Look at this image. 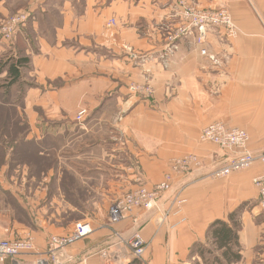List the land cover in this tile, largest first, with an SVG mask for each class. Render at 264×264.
<instances>
[{"label": "crops", "instance_id": "0c3cea01", "mask_svg": "<svg viewBox=\"0 0 264 264\" xmlns=\"http://www.w3.org/2000/svg\"><path fill=\"white\" fill-rule=\"evenodd\" d=\"M182 2L227 8L238 36L209 30L202 43L197 32L171 42L168 32L180 23ZM16 15L26 18L12 41L0 36V62L28 58L17 83L27 87L22 103L0 101L22 117L0 123L24 126L18 146L33 158L44 156L46 139L64 136L65 150L79 148L66 151L64 164L42 169L9 165V148L0 144V238L31 233L43 249L51 235L88 220L94 233L65 250L72 257L66 264H108L105 250L123 264H208L193 246L206 243L213 221L237 211L242 258L231 264H264V214L253 184L264 163L214 179L210 172L226 157L199 139L204 126L224 121L247 130L251 148L264 149V0H0V24ZM7 77L0 64V80ZM143 81L154 87L149 99L130 88ZM82 108L91 115L77 123ZM5 131L0 143L8 140ZM51 150L57 157V146L49 145L48 157ZM189 153L203 160L201 171L176 177L158 209L137 208L110 224V202L158 183L173 159ZM93 179L97 184L90 187ZM76 183L98 199L59 195L76 190ZM176 195L186 200L184 207L164 219ZM90 204L98 209L81 210ZM75 212L83 218L74 219ZM136 231L147 248L134 261L127 240ZM36 258L2 264H36Z\"/></svg>", "mask_w": 264, "mask_h": 264}, {"label": "built area", "instance_id": "2783aa9c", "mask_svg": "<svg viewBox=\"0 0 264 264\" xmlns=\"http://www.w3.org/2000/svg\"><path fill=\"white\" fill-rule=\"evenodd\" d=\"M181 17L179 27L175 29L174 34L176 36L186 34L196 27L205 28L207 25L228 29L232 36L238 34V29H236L230 14L226 10L200 11L189 4H183ZM25 18L24 15H16L10 18L6 23L0 25V35L5 39H12L17 34L18 27ZM108 24L109 26L115 25V19H111ZM174 34H171L169 38L175 40L176 38H173ZM132 90L137 93H145L147 96L153 93V89L144 83L134 84ZM87 115V109L82 108L78 112L77 121L83 122ZM200 141L201 143H212L223 151L231 153L221 167L210 172V176L214 178L228 177L234 172L253 167L257 162L264 163V151L254 152L250 149L248 132L238 127L228 126L222 121H215L204 126L200 132ZM203 164V160L194 153L179 157L160 182L151 187L141 185L116 199L111 204L108 212L110 224L113 226L120 223L137 208L146 211L158 209L165 193L172 188L175 176L199 172L203 168ZM253 183L258 191L261 212L264 213V173L256 176ZM185 202L186 200L180 195L175 196L170 206L171 209L166 212L164 219L173 212L175 214L179 213ZM93 232L94 226L90 221H79L75 223L71 232L50 236L47 241V250L39 253L36 252L34 238L31 236L0 239V263H5L7 259H13L21 255L37 253L36 264H66L72 257L65 255V250L85 240ZM127 243L133 256L136 259H142L147 248V242L142 235L138 231L134 232ZM101 256L108 264H123L110 260L106 250L101 252Z\"/></svg>", "mask_w": 264, "mask_h": 264}, {"label": "rangeland", "instance_id": "374dc122", "mask_svg": "<svg viewBox=\"0 0 264 264\" xmlns=\"http://www.w3.org/2000/svg\"><path fill=\"white\" fill-rule=\"evenodd\" d=\"M183 4H188V3H184V2H182L181 3V8H183ZM189 5H191V6H193L195 9H197V10H203V11H210V10H220V11H222V10H226L229 14H230V16H231V19H232V21H233V23H234V25L236 26V29H238V27H237V25H236V23H235V21H234V19H233V17H232V15H231V13H230V11L227 9V8H225V7H218V8H212V7H203V6H197V5H194V4H192V3H190ZM10 18H12V17H10ZM9 18V19H10ZM9 19H7L6 21H4L3 23H1L0 25H2V24H4V23H6ZM181 20H182V17H181V10H180V23H181ZM180 23L174 28V29H172V30H170L169 32H168V38H169V36L171 35V34H174L175 33V29H177L178 27H179V25H180ZM18 30H19V27H18ZM17 30V31H18ZM209 30H213L214 32H216V33H218V34H220L222 37H226V38H229V39H233V38H236L237 36H238V34H236V35H234V36H232V35H230L231 33H230V31L228 30V29H225V28H223V27H216V26H213V25H207V26H205V28H198V27H196V28H193V29H191V31L190 32H187L186 34H182V35H180V36H176L175 34V36H173V38H176L175 40H172V39H170V41L171 42H176V41H178L179 39H181V38H183V37H185V36H187V35H189V34H191V33H193V32H197L198 34H199V42H201L202 43V41H205V37H206V34L208 33V31ZM238 33H239V29H238ZM1 36V35H0ZM2 38H3V36H1ZM15 37V36H14ZM14 37L12 38V39H10V40H8V39H5V38H3V39H5V40H7V41H12L13 39H14ZM201 53L203 54V55H207V49H202V51H201ZM8 56V55H7ZM6 56V57H7ZM1 83H3L2 85H1ZM136 83H144L145 85H147V86H150L152 89H153V93L150 95V96H147V94H145V93H142V92H139V93H137V92H134L133 90V93L134 94H137V95H139V96H141V97H144V98H147V99H149V98H151V97H153V94H154V92H155V90H154V87L150 84V82L149 81H143V82H133L132 83V85H131V89H132V86L134 85V84H136ZM26 87H27V85L25 86V87H23V83H20L19 85H17V84H15V85H13L11 88H8L7 87V85H5V81H4V79L3 80H0V101H2V100H6V103H9V104H12L13 102H14V105H16V103H22V98H23V95H24V89H26ZM86 109V108H85ZM81 110V109H80ZM79 109L76 111V114H75V116H74V119H75V121L77 122V123H82V122H78L77 121V116H78V112L80 111ZM87 111H88V115H87V117L88 116H90L91 114H90V111L87 109ZM17 116H19V117H22V115H20V114H18V113H16V108H11L10 106H8V105H0V118H16ZM24 117V116H23ZM87 117L84 119V120H86L87 119ZM84 122V121H83ZM215 122V121H214ZM222 122H224V121H222ZM224 123H226V122H224ZM210 124V123H209ZM228 126H232V127H238V126H233V125H230V124H228V123H226ZM208 125V124H207ZM238 128H241V127H238ZM24 129V126H21V125H16V124H14V125H12V124H9V125H7V127H6V125H3V123L1 124L0 123V133L2 132L3 134H6L5 132V130H7V132H8V137H7V139L8 140H6V142H2V143H0L1 145H3V146H5L6 148H9V154H10V158H9V160H8V163H9V165H12V166H15V165H30V166H39V167H41L42 169L44 168V169H46V168H48L49 166H55V165H59V164H64V157H65V154H66V151H69L70 152V154H72V152L74 153V151H78V145H77V147H76V149H74L73 150V148L72 147H70V148H66V150H65V144H66V139H65V137L64 136H61L60 138H58V140L57 141H53V142H51V143H49V141L46 139L45 141H44V144H42V150L44 151V156H41L40 158L39 157H37V158H33L31 155H30V152L28 151V150H26L24 147H19L18 146V142H17V140H18V133H21V131ZM241 129H244V128H241ZM245 130V129H244ZM247 131V130H246ZM248 132V131H247ZM248 135H249V147H250V149L252 150V151H254V152H259V151H264V149H261V150H255V149H253V148H251V145H250V142H251V136H250V134H249V132H248ZM68 138H69V140H71V137L70 136H68ZM199 139H200V134H199ZM201 142V141H200ZM206 144H212V143H206ZM49 145L51 146V147H54V145H56L57 146V154L58 155H60V158H59V156L57 155V157H55L54 156V152L55 151H52L51 150V153H52V156L51 157H48V149H49ZM212 145H214V144H212ZM215 147H217L218 149H219V151H221L222 153H223V156H225L226 158L229 156V154H231V153H227V152H225V151H223L222 149H220L218 146H216L215 145ZM60 150V151H59ZM227 153V154H226ZM190 154V153H189ZM194 154H196L198 157H200L199 155H198V153H194ZM187 155V154H186ZM178 158H175V159H173L172 161H171V163H170V165H169V169H171V167H172V164L177 160ZM225 161H226V159H225ZM73 162V160L72 159H69L68 160V163L69 164H71ZM225 162H223V164H224ZM257 163H262V162H257ZM256 163V164H257ZM0 164H1V160H0ZM255 164V165H256ZM221 167V166H220ZM219 168V167H218ZM252 168V167H251ZM169 169L165 172V174L169 171ZM248 169H250V168H248ZM248 169H244V170H248ZM244 170H242V171H244ZM238 172H241V171H237V172H234V173H238ZM233 173V174H234ZM164 174V175H165ZM45 175H43V174H38V177H40L41 178V180H44V177ZM180 175H177V176H175V178L176 177H179ZM230 176V175H229ZM228 176V177H229ZM62 177L64 178L65 177V175L64 174H62ZM163 178H164V176H163ZM162 178V179H163ZM214 178V177H213ZM223 178H227V177H221V178H214V179H223ZM161 179V180H162ZM62 181H63V179H62ZM160 182V181H159ZM96 180L95 179H93V180H91V182H90V184H89V186L90 187H93V186H96ZM254 184V183H253ZM78 188L76 189V190H73V191H67V190H63V191H60V193H59V195H62V197H64V196H66V197H68V196H73V201L74 202H76V201H78V202H81V198H83V200L86 198V197H89L90 198V200H97L98 199V197H97V195H96V193H95V191L94 190H83V189H81V188H79V183H76L75 184ZM155 185V184H154ZM147 186V185H146ZM153 186V185H152ZM255 186V185H254ZM149 187H151V186H149ZM256 188V187H255ZM257 189V188H256ZM171 190V189H170ZM48 192V191H47ZM71 192V193H70ZM258 192V191H257ZM167 193V192H166ZM177 196V195H176ZM175 197V196H174ZM258 198H259V196H258ZM114 201V200H113ZM113 201L112 202H110L109 203V208H110V206H111V204L113 203ZM258 206H259V199H258ZM78 207V206H77ZM81 208V210H85V212L87 211V212H89V213H91V212H93V211H95V209H98L96 206H93V205H87V206H81L80 207ZM170 207H169V211H170ZM259 210H260V212H261V209H260V206H259ZM84 213V212H83ZM262 214H264L263 212H261ZM172 214V213H171ZM74 219H81V218H83V217H81V214H79V213H73V216H72ZM237 217H238V219H239V212H238V214H237ZM84 221H88V220H84ZM79 222V221H78ZM77 223V222H76ZM92 223V222H91ZM93 225V224H92ZM94 233V232H93ZM56 235H63V234H56ZM28 236H31V237H33V235H31V233H26L25 235H24V237H28ZM52 236V235H51ZM15 238H21V237H15ZM34 238V237H33ZM0 239H14V238H0ZM48 239H49V237L47 238V240H46V244H45V247L43 248V249H41L40 247H38V245H37V243H36V239L34 238V243H35V245H36V248H37V253H39V252H43V251H46L47 250V241H48ZM204 246H205V250H213V251H215V248H214V245L212 244V242L210 241V242H208L207 240H206V243L204 244ZM199 248V247H198ZM197 248V249H198ZM196 249V250H197ZM37 253H30V254H25V255H21V256H19V257H23V258H27V257H30V255H37ZM214 255H218V253L217 252H214V254H209V253H205V258H206V261H207V263L208 264H217L215 261H214ZM19 257H16V258H19ZM11 259V258H10ZM14 259V258H13ZM37 259V258H36ZM7 260H9V259H7ZM137 260H141V259H137ZM35 263H36V261H35ZM0 264H2V263H0Z\"/></svg>", "mask_w": 264, "mask_h": 264}, {"label": "trees", "instance_id": "16d2710c", "mask_svg": "<svg viewBox=\"0 0 264 264\" xmlns=\"http://www.w3.org/2000/svg\"><path fill=\"white\" fill-rule=\"evenodd\" d=\"M28 58L10 56L5 61L0 62L2 67H7L8 77L5 85L11 88L22 79L23 69L26 68ZM6 102V100H4ZM238 212H232L228 219H217L213 221L207 230V241L212 242L215 251L205 250L202 243H196L193 249L200 252L201 256L205 259V253L214 254V261L217 264H231L238 262L241 258L242 246L239 243L240 222L237 217ZM134 261H137L135 259ZM207 262V261H206Z\"/></svg>", "mask_w": 264, "mask_h": 264}]
</instances>
